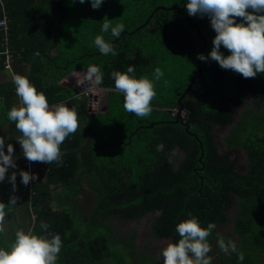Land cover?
Masks as SVG:
<instances>
[{"label":"trees","instance_id":"1","mask_svg":"<svg viewBox=\"0 0 264 264\" xmlns=\"http://www.w3.org/2000/svg\"><path fill=\"white\" fill-rule=\"evenodd\" d=\"M2 2L9 27L6 41L0 27L1 73L9 71L4 51L14 56L10 78L0 85V115L13 132L5 144H15L24 158L15 139L20 133L6 112L19 101L12 75L26 64L27 78L50 105L66 102L74 108L78 127L59 145L60 163L44 162V178L21 183L24 164L9 168L0 180V204L14 216L0 227V247L11 244L17 229H31L60 235L56 264H162L152 242L139 245L135 233L118 234L111 221L153 214L152 234L175 241V224L191 214L202 225H216L208 237L212 264H264V111L259 108L264 72L246 78L215 60L202 61V75L179 102L198 73L203 44L183 0H102L96 9L90 0H0V8ZM103 19L125 26L119 37L102 34L116 55H102L92 44ZM191 21L207 39V55L215 35L209 18L195 15ZM221 51L228 50L222 46ZM88 64L101 68L97 86L106 90L107 110L89 112L88 96L63 82ZM128 65L137 77L151 78L156 66L163 71L154 81L156 95L146 117L125 112L123 95L113 90L110 72ZM226 125L227 150L221 152L216 130ZM237 148L247 157L244 170L226 160ZM12 171L17 173L14 189L8 180ZM232 209L237 238L219 231ZM105 229L119 235V249H112V234ZM216 233L233 240L244 259L220 251Z\"/></svg>","mask_w":264,"mask_h":264},{"label":"clouds","instance_id":"2","mask_svg":"<svg viewBox=\"0 0 264 264\" xmlns=\"http://www.w3.org/2000/svg\"><path fill=\"white\" fill-rule=\"evenodd\" d=\"M83 2L84 0H80V3ZM183 3L189 15H206L215 32L207 55L197 53L199 60H215L220 67L231 69L246 78L264 72V0H183ZM101 4L102 0H90L93 9ZM237 17L240 19L237 20ZM124 27L122 22L113 24L111 19H103L99 34L92 40L93 46L102 55H116L113 43L104 39L102 34L110 32L112 37H119ZM222 46L228 50L227 54L221 51ZM110 76L113 79V90L123 95L124 111L137 117L149 115L152 110L150 101L156 95L154 81L163 76L162 69L156 66L151 78L145 75L137 77L133 66L128 65L123 71L112 70ZM102 79L100 66L88 64L76 83L100 85ZM12 82L19 101L7 110L6 117L14 122L20 133L15 139L23 156L28 161L59 164V145L78 127L74 108L64 103L50 105L43 92L38 91L26 75L13 74ZM89 94L85 95L89 97ZM156 147L159 151L162 145L157 144ZM9 167L16 168L13 145L5 144V138L0 136V180L4 179ZM16 175V171L8 174L13 189ZM19 176L21 183L25 185L30 179H36L35 173L24 169L19 170ZM9 202H15V197H10ZM4 217L3 205L0 204V221ZM215 227L212 221L202 225L191 214L180 220L175 224L179 238L170 240L160 250L162 264H212L208 237ZM216 236L220 251L225 254L235 252L238 261L244 259L233 240H225L219 233ZM61 246L58 233L45 236L35 234L31 229H17L11 244L7 248L0 247V264H56Z\"/></svg>","mask_w":264,"mask_h":264},{"label":"rangeland","instance_id":"3","mask_svg":"<svg viewBox=\"0 0 264 264\" xmlns=\"http://www.w3.org/2000/svg\"><path fill=\"white\" fill-rule=\"evenodd\" d=\"M8 70L10 72H12L13 69H8ZM9 71L6 73L9 74ZM83 74H84V72H81V71L72 72L64 80H66V82L72 84V86L78 88V91L80 93H83V92H84V94L92 93L94 95V99H93V103H92L94 110L95 111L103 110L105 108V102H106V96H105L106 90H101L97 85L89 84L87 82L82 83L80 85H77L76 81L78 79H80L83 76ZM64 104L66 106H68L66 103H64ZM68 107H70V106H68ZM259 108L262 111H264V104H260ZM241 110H242V108H240L238 110V112L235 116H239L240 115L239 113ZM229 130H230V125H226L223 129L216 130V134H217L218 140L220 142L221 152H224L227 150L226 149L227 147H226L223 139H224L225 135H227ZM16 148H17V146H16ZM237 149L238 150L236 152L229 154V155H226V160L228 162H230L231 164H233L235 169L244 170L247 168V161H246L247 157H246V154L242 148H237ZM180 154H181L180 156L183 157L184 152L180 151ZM15 159H16V163H15L16 165L23 167L25 164L27 171H29L30 173H35L36 175H38V177H36V178H39V177L42 178L44 176V172L46 170L45 166H44V162H42V161H28L27 163H25V160H27V159L25 157L20 158V156H18V158L16 157ZM33 163H35V166H39V169L34 168L35 166ZM35 169H37V170H35ZM33 182H34V180L30 179L29 183L32 184ZM232 216H233V209L230 212V220L226 223L220 224L219 225V231H221L222 233L233 234L236 237L237 235H236V233H234ZM154 217H155V215L149 214V215L144 216L141 219L136 220V221H125V220H117L116 221V219H115L113 221H116V222L111 221L110 224H111V227H113L114 230H116V232L118 234L126 235V234H129L130 232L135 233V235L137 236L136 237L137 242L141 246L144 243H149V242L151 243L152 242L150 248L153 250V252L157 256L160 257L161 248L164 247L166 245V243L170 241V238H159V237H155L152 234V224H153ZM13 220H14V216L10 212H5L4 220L0 221V227H6ZM107 222H110V220L108 219ZM104 232H106L108 235L111 233V230L105 229ZM114 233L113 234L111 233L112 234L111 237L108 235L109 242L111 243L110 245H111L112 249H119L120 248V246H118L119 242H117V237H119V235L114 234ZM161 260H162V258H161Z\"/></svg>","mask_w":264,"mask_h":264},{"label":"crops","instance_id":"4","mask_svg":"<svg viewBox=\"0 0 264 264\" xmlns=\"http://www.w3.org/2000/svg\"><path fill=\"white\" fill-rule=\"evenodd\" d=\"M20 67V66H19ZM22 68L20 69V71H18V74H23V75H26L29 73V70H30V64H26V65H23L21 66ZM74 72H77V71H74ZM10 78V75L7 74L6 72L5 73H1L0 72V85L2 84L3 81L7 80ZM60 103H66V102H60ZM14 105V104H12ZM55 105V104H54ZM104 111V110H102ZM0 136L4 137L5 140H9L10 139V132L13 134V132L9 129V123L4 121V116L0 115ZM15 133V132H14ZM13 145V153H14V159L17 157L18 158V155L16 154L15 150H16V145L15 144H12ZM6 150V149H5ZM15 163H16V159H15ZM34 166H35V163H33ZM10 169H13L11 167H9ZM34 168H37L39 169V166H35ZM35 169V170H37ZM14 170V169H13ZM7 172V171H6ZM5 177H6V173H5ZM4 177V178H5ZM36 177H38V175H36ZM41 178V177H39Z\"/></svg>","mask_w":264,"mask_h":264},{"label":"water","instance_id":"5","mask_svg":"<svg viewBox=\"0 0 264 264\" xmlns=\"http://www.w3.org/2000/svg\"><path fill=\"white\" fill-rule=\"evenodd\" d=\"M193 16H195V14H194V15H190V16L188 17V20H189L190 24L193 25V26L196 28L198 34H199V35L201 36V38L203 39V44H202V47H201L200 53H201V52L204 53V50H205V47H206V44H207V39H206V37L201 33V30H200L199 26H198L196 23H194V22L191 21V18H192ZM197 66H198V73H197V74L191 79V82L189 83L188 88H187V89L185 90V92L179 97V99H178L179 102L182 100V98L184 97V95L186 94V92H188V91L190 90V88L192 87V85H193V83L195 82V80H196L198 77H200V76L202 75V61L199 60V59L197 60ZM64 84L67 85V86H70V87L72 86V84L66 82V80H64ZM93 99H94V96H93L92 93H90V94H89V97H88V110H89V112L95 111L94 108H93V106H92Z\"/></svg>","mask_w":264,"mask_h":264},{"label":"built area","instance_id":"6","mask_svg":"<svg viewBox=\"0 0 264 264\" xmlns=\"http://www.w3.org/2000/svg\"><path fill=\"white\" fill-rule=\"evenodd\" d=\"M0 10L3 14V17L0 19V27L2 28V30H4V36H5L4 38L6 41L7 40V34H8V27H9V25H8L9 15L6 12V9H5L3 2L1 3ZM4 52H5V59L3 61L4 67L7 69H13V62H14L13 54L11 52H9L8 50H5ZM27 162H28V160H25V163H27Z\"/></svg>","mask_w":264,"mask_h":264},{"label":"flooded vegetation","instance_id":"7","mask_svg":"<svg viewBox=\"0 0 264 264\" xmlns=\"http://www.w3.org/2000/svg\"><path fill=\"white\" fill-rule=\"evenodd\" d=\"M105 96H106V102H105V108L103 110H107V108H108L107 95H105ZM97 111H102V110H97Z\"/></svg>","mask_w":264,"mask_h":264}]
</instances>
